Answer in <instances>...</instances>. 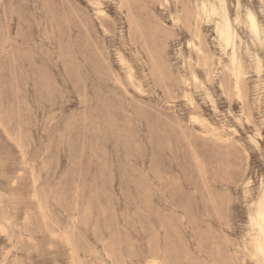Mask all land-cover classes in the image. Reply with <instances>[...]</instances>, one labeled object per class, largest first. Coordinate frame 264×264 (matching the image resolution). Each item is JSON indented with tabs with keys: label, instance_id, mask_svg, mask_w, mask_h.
<instances>
[{
	"label": "rangeland",
	"instance_id": "374dc122",
	"mask_svg": "<svg viewBox=\"0 0 264 264\" xmlns=\"http://www.w3.org/2000/svg\"><path fill=\"white\" fill-rule=\"evenodd\" d=\"M211 2L0 0V264H264V0Z\"/></svg>",
	"mask_w": 264,
	"mask_h": 264
},
{
	"label": "bare ground",
	"instance_id": "6f19581e",
	"mask_svg": "<svg viewBox=\"0 0 264 264\" xmlns=\"http://www.w3.org/2000/svg\"><path fill=\"white\" fill-rule=\"evenodd\" d=\"M168 2V0H166ZM204 10L208 15L220 16L224 19V23L219 26V35L221 39L226 43L228 47H231L233 52H236L235 43L237 34L234 31V28L231 23L230 16L227 11V0H216V2H211L209 4H204ZM249 25L251 31L256 35L260 36L261 31L258 24V21L254 15H249ZM258 226L263 234V237L260 238L259 247L261 250H264V214H259Z\"/></svg>",
	"mask_w": 264,
	"mask_h": 264
}]
</instances>
